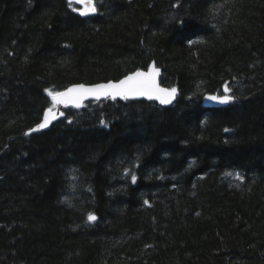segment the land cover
<instances>
[{"label":"trees","instance_id":"obj_1","mask_svg":"<svg viewBox=\"0 0 264 264\" xmlns=\"http://www.w3.org/2000/svg\"><path fill=\"white\" fill-rule=\"evenodd\" d=\"M97 5L0 0V264H264V0ZM152 62L175 103L66 106L26 135L49 91Z\"/></svg>","mask_w":264,"mask_h":264},{"label":"snow or ice","instance_id":"obj_2","mask_svg":"<svg viewBox=\"0 0 264 264\" xmlns=\"http://www.w3.org/2000/svg\"><path fill=\"white\" fill-rule=\"evenodd\" d=\"M81 4L84 8L89 9L90 11H95V5L93 0H68L69 7H72L73 4ZM76 10V9H74ZM81 15H86L87 12L84 10H80ZM158 72V69L144 73L137 71L132 75L126 76L124 79L120 80L118 83H107V84H99L94 87L86 88L84 85H77L75 87L67 89L65 92H57L53 94L49 91V95L52 97L53 107L49 108L44 116V120L42 123L38 124L35 129H31V131H37L39 129H43L48 126L50 119L52 117L53 108L57 104H73L76 107H79L81 101L85 99L89 95L95 96L99 99L101 96L111 97L115 99L117 96L127 99L130 95H141L147 96L151 99L154 95L156 99L160 101L161 104H167L170 102V97L176 92L175 88H172L170 91L166 89L159 88L155 81V74ZM225 93H228L230 89L225 86ZM208 99L216 101L218 103H229L233 97L230 95H222V96H210ZM29 133H26V135ZM227 175H233L232 173H227ZM238 179H240L239 173L235 174ZM133 181H135L136 177H132ZM89 220H94L95 217L92 214L88 216Z\"/></svg>","mask_w":264,"mask_h":264},{"label":"water","instance_id":"obj_3","mask_svg":"<svg viewBox=\"0 0 264 264\" xmlns=\"http://www.w3.org/2000/svg\"><path fill=\"white\" fill-rule=\"evenodd\" d=\"M83 7H84V6H83ZM83 10L87 12V14L84 15V16H90V15L95 14V12H96V11H90V10L87 9V8H84ZM156 69H158V72H156V74H155V81H156L157 86H158L159 88L166 89V90H169V91H170L171 89L164 87V86L160 83V74H161V70H160V68H157V66H156L154 63H152V64L150 65V67H149L147 70L140 71V72L149 73V72H152V71H154V70H156ZM135 72H137V71H135ZM135 72H133V73H135ZM133 73H130V74H128L127 76L132 75ZM125 77H126V76H125ZM125 77H123V78H121V79H119V80H116V81H115V80H110V81L99 82V83H92V84L79 83V84H74V85L70 86L69 88L75 87V86H77V85H84L86 88H88V87H94L95 85H99V84H107V83H109V82H111V83H118L120 80L124 79ZM69 88H68V89H69ZM210 96H215V95H213V94H208V95L205 97V103H206L207 106L220 107V106H223V105H227V104H228V103H218V102H216V101L210 100V99H208V97H210ZM106 98H108V97L101 96V97L99 98V100H101V99H106ZM116 98H118V99H124V98L119 97V96H117ZM91 99H97V98H96L95 96H93V95H89V96H87L85 99H83V100L81 101V104L84 103L85 101H87V100H91ZM127 99H133V100L146 99V100H149V101H155V102L160 103V101H159L158 99H156L155 95H154L151 99H149L147 96H141V95H130ZM175 100H176V92L170 97V102H169V103H172V102H174ZM169 103H167V104H169ZM69 104H71V103H69ZM81 104H80V105H81ZM160 104H161V103H160ZM72 105H73V104H72ZM163 105H165V104H163ZM61 113H62V110H61L60 108L53 110L52 117H51L50 122H49V124H48L47 127L43 128V129H39V130H37V131H31V132H30V130H29V133H37V132H41V131L47 129L51 124H53L55 121L58 120V118H59V116H60ZM44 116H45V115H44ZM43 120H44V117H43ZM43 120H42L40 123H42ZM40 123H39V124H40ZM36 127H37V125H36L35 127H33L32 129H35Z\"/></svg>","mask_w":264,"mask_h":264},{"label":"bare ground","instance_id":"obj_4","mask_svg":"<svg viewBox=\"0 0 264 264\" xmlns=\"http://www.w3.org/2000/svg\"><path fill=\"white\" fill-rule=\"evenodd\" d=\"M48 109H49V108H48ZM48 109H47V110H48ZM47 110H46V111H47ZM53 110H55V109L53 108ZM46 111L44 112V114H43V117H44V115H45Z\"/></svg>","mask_w":264,"mask_h":264},{"label":"rangeland","instance_id":"obj_5","mask_svg":"<svg viewBox=\"0 0 264 264\" xmlns=\"http://www.w3.org/2000/svg\"><path fill=\"white\" fill-rule=\"evenodd\" d=\"M56 106H57V105H56ZM56 106H55V107H56Z\"/></svg>","mask_w":264,"mask_h":264}]
</instances>
